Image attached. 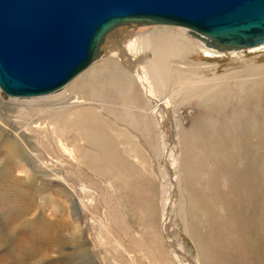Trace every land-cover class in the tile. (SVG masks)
Masks as SVG:
<instances>
[{
    "label": "rangeland",
    "instance_id": "1",
    "mask_svg": "<svg viewBox=\"0 0 264 264\" xmlns=\"http://www.w3.org/2000/svg\"><path fill=\"white\" fill-rule=\"evenodd\" d=\"M191 59L201 68L195 66L184 77L191 81L195 76H229L230 93H220L222 99L217 95L208 102L193 98L172 104L177 122L170 143L179 162L168 173L167 152L154 121L146 132H135L138 139H132L134 151H128L125 144L130 138H122L127 140L118 147L126 148L124 158L134 160L130 166L135 164L126 182L114 172L101 175L75 167L73 158L62 154L65 152L58 141L20 128L23 115L35 117L46 106L51 107L43 100L48 95L15 97L0 92V119L24 131L29 142L22 160L28 174L17 169L7 172V165L13 168L20 161L4 160L13 136L0 133V230L13 225L17 209L28 206L29 201L34 205L14 223L16 236L0 248V264H171L161 227L162 186L167 182L173 198V236L188 256L198 264H264V47L212 58L198 53ZM256 83L261 86L260 95L242 90L246 85L257 88ZM244 100L247 102L243 104ZM148 116L152 120L150 113ZM121 129L125 130L123 126ZM3 138L6 140L2 142ZM76 138L73 132L67 135L70 149ZM122 139L119 136L116 142ZM133 153L138 156L134 158ZM45 159L54 161L61 171H42L38 160ZM184 159L189 165H184ZM21 195L29 198L19 199ZM38 214L47 220H54L55 215L60 218L65 224L61 238L71 241L55 252L27 261L21 242L28 235L23 219ZM76 218L81 228L77 235ZM73 232L82 235L80 243L84 238V259L65 256L75 252Z\"/></svg>",
    "mask_w": 264,
    "mask_h": 264
},
{
    "label": "bare ground",
    "instance_id": "2",
    "mask_svg": "<svg viewBox=\"0 0 264 264\" xmlns=\"http://www.w3.org/2000/svg\"><path fill=\"white\" fill-rule=\"evenodd\" d=\"M263 47L264 42L241 46L213 43L208 37L181 25L147 22L124 23L105 35L95 56L82 70L59 88L41 94L43 96L48 95L43 100L50 102L51 107L44 105L46 106L45 109L40 110L35 117L32 115V117L26 118L23 115L21 120L19 119L18 125L26 131H36L35 134L41 135V138H53L52 141H58L65 152L62 154L72 157L75 167H83L101 175L102 172L107 174L108 171L110 175L114 172L119 180L126 182L131 179V174H133L131 168L135 164L130 166L134 160L124 158L122 152L126 148H119L118 146L127 140L122 138H130L125 144L129 147L128 151H134L132 149L134 146L132 147L131 144L133 138L136 139L137 137L135 132H146L154 121L161 131V135H159L163 138L167 152L168 166L165 172L168 173L170 170L176 169L179 162L170 143L177 122L175 107H172V104L174 105V102L180 104L193 98L206 102L212 101L220 93L226 91L227 94L230 93L229 87L232 86L229 76L213 75L208 79L195 76L191 81L184 77L185 73H189L195 66L200 67L199 63L191 59V55L199 53L212 58L224 55V53L237 55L244 51L259 50ZM184 64L188 66L183 67ZM258 85L256 83L257 88H254L255 86L249 88L246 85L242 87V90L247 89L248 94L258 93L260 95L261 86ZM74 90L76 93H71ZM203 91L208 92V94L200 96L199 93ZM218 96L222 99L220 95ZM245 102L247 100L242 103ZM45 112H49V114L45 115L47 114ZM102 112L110 114L111 117H105ZM148 113L151 114L152 120ZM3 119H0V133L3 132L8 137L13 136V140L7 144L10 149L5 152L3 158L6 162L11 159L20 161L13 168L8 167V165L5 166L7 172L17 169L16 171L28 174L27 169L29 168L22 162L24 150L29 143L26 134L20 128L3 122ZM224 124H226L225 121ZM115 125L120 127L117 128ZM122 126L125 130L121 129ZM207 127L209 129L208 125ZM71 132L77 137L76 142L73 143V149L67 146L66 140L67 135ZM119 136L122 141L117 140L116 142ZM4 140L6 139L3 138L2 142ZM133 155L134 158L138 156L136 153ZM40 159L42 158L40 157ZM38 161V167L42 171H48L52 174L61 171L60 166H57L50 159ZM185 163H187L186 160L184 165ZM189 163L187 164L189 165ZM184 169L186 171V168ZM168 185L167 182L162 186L161 196V200L163 199L161 210L164 214L161 227L164 237H166L167 254L172 257L171 264H198L184 252L173 236L170 218L173 198L170 197ZM25 195H21L19 199L28 197ZM27 203L28 206L25 204V207H20L14 213V223L19 221L23 214L31 212L34 205L30 201ZM55 216L54 220H47L40 214L35 218L23 219L26 223L24 227L28 228V230L25 229L28 235L25 234L24 236L27 237L21 242L26 252L27 261H35L36 257H43L45 254L55 252L71 241V239L61 238V230L65 224H62L60 222L62 220L55 218ZM78 220V218L73 220L75 230H77L76 235L81 232ZM14 223L11 226L6 225L2 231L0 230V248L6 247L8 238L16 236L18 229ZM74 234L75 232H73V236H75ZM81 238L82 235L73 238L75 252L67 253L65 256L73 255L74 259L86 257L87 249L83 242L84 238L80 243ZM164 263L166 264V262Z\"/></svg>",
    "mask_w": 264,
    "mask_h": 264
},
{
    "label": "water",
    "instance_id": "3",
    "mask_svg": "<svg viewBox=\"0 0 264 264\" xmlns=\"http://www.w3.org/2000/svg\"><path fill=\"white\" fill-rule=\"evenodd\" d=\"M128 22L181 25L225 45L264 42V0H0V92L36 96L82 70Z\"/></svg>",
    "mask_w": 264,
    "mask_h": 264
}]
</instances>
